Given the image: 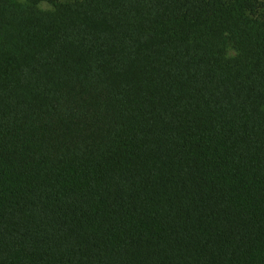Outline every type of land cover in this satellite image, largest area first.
Masks as SVG:
<instances>
[{
  "label": "trees",
  "instance_id": "1",
  "mask_svg": "<svg viewBox=\"0 0 264 264\" xmlns=\"http://www.w3.org/2000/svg\"><path fill=\"white\" fill-rule=\"evenodd\" d=\"M27 1L0 0V264H264V0Z\"/></svg>",
  "mask_w": 264,
  "mask_h": 264
},
{
  "label": "rangeland",
  "instance_id": "2",
  "mask_svg": "<svg viewBox=\"0 0 264 264\" xmlns=\"http://www.w3.org/2000/svg\"><path fill=\"white\" fill-rule=\"evenodd\" d=\"M12 3H15L19 6H22V7H27L28 6V1L27 0H10ZM39 8L43 11H53V7L48 4V3H42L40 4Z\"/></svg>",
  "mask_w": 264,
  "mask_h": 264
}]
</instances>
